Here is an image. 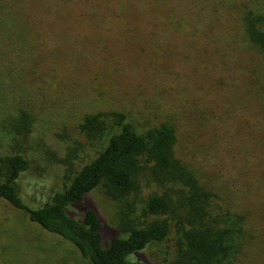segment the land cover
Segmentation results:
<instances>
[{
  "label": "rangeland",
  "instance_id": "374dc122",
  "mask_svg": "<svg viewBox=\"0 0 264 264\" xmlns=\"http://www.w3.org/2000/svg\"><path fill=\"white\" fill-rule=\"evenodd\" d=\"M250 22L264 24V0H0V158L30 160L15 182L22 202L49 201L64 167L75 173L95 158L120 116L138 133L168 123L175 158L218 212L245 218L234 264H264V52ZM159 191L146 179L130 196L138 221ZM85 205L110 238L119 207L100 188L72 209L76 218ZM168 222L164 241L129 259L172 264ZM0 264L90 262L0 199Z\"/></svg>",
  "mask_w": 264,
  "mask_h": 264
},
{
  "label": "trees",
  "instance_id": "16d2710c",
  "mask_svg": "<svg viewBox=\"0 0 264 264\" xmlns=\"http://www.w3.org/2000/svg\"><path fill=\"white\" fill-rule=\"evenodd\" d=\"M246 31L250 42L264 52V24L250 22ZM24 116V112L19 115L18 125ZM122 119L119 130L89 163L75 173L64 167L63 181L36 209L22 202L15 184L30 171V160L21 154L0 158V199L25 212L43 231L71 243L90 264H148L129 258L168 237V217L176 228L172 264H234L244 246V216L218 212L214 194L175 158L172 126L162 123L138 133ZM87 128L95 129L93 121ZM146 179L160 191L148 197L138 221L129 198ZM97 188L120 210L116 230L108 239L93 206L85 205L80 218L71 212ZM175 191L180 193L177 198Z\"/></svg>",
  "mask_w": 264,
  "mask_h": 264
}]
</instances>
